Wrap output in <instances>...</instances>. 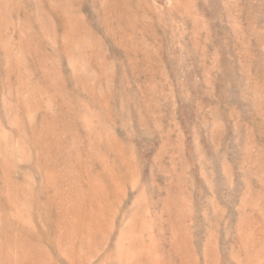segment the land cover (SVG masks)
Here are the masks:
<instances>
[{"label": "rangeland", "instance_id": "1", "mask_svg": "<svg viewBox=\"0 0 264 264\" xmlns=\"http://www.w3.org/2000/svg\"><path fill=\"white\" fill-rule=\"evenodd\" d=\"M0 264H264V0H0Z\"/></svg>", "mask_w": 264, "mask_h": 264}]
</instances>
